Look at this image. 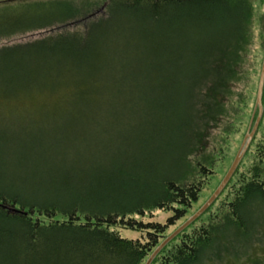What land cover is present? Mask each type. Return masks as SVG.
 <instances>
[{
    "label": "trees",
    "instance_id": "1",
    "mask_svg": "<svg viewBox=\"0 0 264 264\" xmlns=\"http://www.w3.org/2000/svg\"><path fill=\"white\" fill-rule=\"evenodd\" d=\"M70 1L67 28L0 47V205L18 211L0 206V264H146L213 176L214 132L246 108L255 0ZM249 148L215 213L152 264H264V116ZM158 211L175 215L136 219Z\"/></svg>",
    "mask_w": 264,
    "mask_h": 264
},
{
    "label": "rangeland",
    "instance_id": "2",
    "mask_svg": "<svg viewBox=\"0 0 264 264\" xmlns=\"http://www.w3.org/2000/svg\"><path fill=\"white\" fill-rule=\"evenodd\" d=\"M0 1L7 2L8 0H0ZM69 3H72V2L70 0H29V1H18V2L16 1V2H11L9 4H0V29H4L6 31L32 30L24 34L14 35L10 38H4L3 40L0 41V47L17 45V44H27L37 39L47 38L49 35H54L56 32L58 33V31H61V29L67 28V26L71 25L70 23H72L73 21H70L68 19L69 16L63 15L62 11L65 8H67L66 5ZM101 11H99L98 14ZM261 13L264 14V4H262L261 0H255V15H256L255 17V41L251 48V72L252 74H251V82H250V84L252 83L254 84V86L256 82L258 83V76H255L256 74L254 70L257 68H260V64L262 62V56H263L261 36L263 37L264 34L258 22V15ZM87 18H85L83 21H79L78 24L82 22H86ZM64 22L66 23L69 22V23L63 24ZM47 24H52V27L51 28L49 27L43 30H38V29L33 30L34 28L45 26ZM26 63L28 64V65L26 64L27 68L31 67L30 62H26ZM250 84L241 83L237 89V91L242 94L246 93L244 97L246 99V104H245L246 108L245 106H241L242 104V101H241L240 106H238L237 109H235L238 112V110L241 108V111L238 114H236L237 113L236 112L235 113L236 115L232 119V121L234 122V125H236L237 128L234 129V127H231L229 129V134L227 136L224 135L225 133H223V131L225 130L224 126H222L221 128H219L218 130L214 132V136L212 137V140H211L212 141L211 149L215 151L214 158H215V164H216V168H215L213 176L210 178L208 184L204 187L203 191L201 192L198 198V201L194 202L191 205V208L188 209L186 216L182 220L181 219L177 220L170 226L166 235L171 236L176 230L181 228L197 212H199V210L213 196V194L216 192L220 184L223 182L225 176L229 172L232 164L234 163L238 153L240 152L244 139L249 132V129L250 128L253 129L257 121V118L259 116V109L256 107L257 97L254 100L256 94L249 87ZM258 87H259V83H258ZM262 104H263V114H262V118H263L264 116L263 99H262ZM70 114L75 115V112H70ZM69 117H72V116H69ZM182 117L183 116H181V118ZM5 139H8V137H5ZM252 141L253 139L251 140L250 144L252 143ZM2 143L5 144L3 141H0V153L4 152L3 154H5V152L7 151V148H4V145ZM249 146L239 164L240 166L242 161L245 162V164L240 168L239 173H243L246 171L247 162L250 164V160L253 158V154H251V156L246 158V155L250 149ZM216 148L218 150H221V153L217 152L215 150ZM209 152H210V149H209ZM0 162H2L3 164L2 155L0 157ZM3 166H6V163H4ZM3 166L2 167L0 166V169L6 172ZM239 166L237 170L239 169ZM237 170L235 171V173L237 172ZM10 182L11 181H8L6 178H0V183H2L3 186L11 185ZM14 190H18L17 186L15 187ZM6 207H8V209H15L14 207H11V208L9 206H6ZM209 209H207L190 226H193V225L198 226L201 223H206L209 217L212 216L213 213H215V208L212 209V213L210 212L207 213ZM173 215H175L174 211H167V212L158 211L152 214L147 213L143 217H136V219L143 222L144 224H148V223L165 224L168 221V219L171 218ZM199 220L200 222H198ZM120 232L124 238L139 239L141 236L140 233H136L134 231L120 230ZM166 247L167 245L163 248V250ZM242 261L244 260H240V262H234L233 264H237V263L242 264Z\"/></svg>",
    "mask_w": 264,
    "mask_h": 264
},
{
    "label": "water",
    "instance_id": "3",
    "mask_svg": "<svg viewBox=\"0 0 264 264\" xmlns=\"http://www.w3.org/2000/svg\"><path fill=\"white\" fill-rule=\"evenodd\" d=\"M96 14L90 15L87 19H91L94 17ZM263 92H264V60L262 64V69H261V75H260V81H259V87H258V94H257V102H256V107L259 109V116L257 118V121L253 127V129H249L248 134L246 135L242 148L240 152L238 153L234 163L232 164L229 172L225 176L223 182L220 184L216 192L213 194V196L208 200V202L197 212L187 223H185L181 228L176 230L171 236L166 238L164 242L154 251V253L150 256L148 262L146 264H152V262L155 260V258L159 255V253L163 250V248L168 245L173 239H175L179 234H181L186 228H188L194 221H196L197 218H199L207 209H209L212 204L219 198V196L222 194V192L225 190L229 182L231 181L235 171L237 170L251 140L255 136L258 127L260 125L261 119H262V114H263V104H262V99H263ZM252 125V123H251ZM1 207H4L5 209H8V207L0 205ZM10 212H18L16 209H9Z\"/></svg>",
    "mask_w": 264,
    "mask_h": 264
}]
</instances>
